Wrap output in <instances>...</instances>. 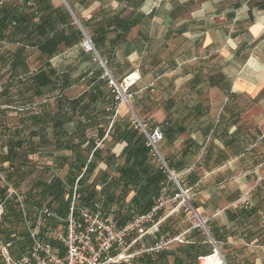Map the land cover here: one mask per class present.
Returning <instances> with one entry per match:
<instances>
[{
	"label": "trees",
	"instance_id": "obj_1",
	"mask_svg": "<svg viewBox=\"0 0 264 264\" xmlns=\"http://www.w3.org/2000/svg\"><path fill=\"white\" fill-rule=\"evenodd\" d=\"M53 1L0 0V68L7 67L6 72L9 73L1 94L10 97V90L19 83L23 87V90L18 92L20 96L22 95L21 101L30 99L27 103H33L36 100H51L41 102L40 106L44 109L41 118L32 117L34 121L32 124H40V131H46L45 126L51 121V135L46 131L45 134L39 132L38 136L35 131H29L25 127L26 121L21 123L20 127L11 128L12 126L4 121L7 111L2 110L0 106V199L6 202V212L0 225V237L4 240H15L20 250L27 245L28 236L26 230L23 232L20 230L21 226H24L20 206L16 198L8 197V190L9 187L19 190L20 176L34 175L38 167L30 157L40 155L41 149L46 148L44 146L52 145L62 154L71 151L76 153V157L71 161L65 155L61 160V168L66 164L69 167L66 175L68 184L56 176L45 181L41 176L28 191L27 196H23L25 207L30 214L32 211H29L28 205L33 201L35 207L45 204L64 215L72 192L77 186L80 207L93 210L99 203L105 214H113L117 225L122 227L135 217L150 213L154 207V200L164 188L168 189V193L176 190L169 175L151 155L150 149L146 146V136L116 114L117 92L115 88L110 87L109 77L102 65L90 72L91 76L90 73L84 74L83 79L89 77L90 80L87 90L73 98L66 95L67 90L77 82L69 71L55 68L52 60L62 54L63 50L72 49L84 42L86 37L76 28L67 33V29L70 30L73 25V17L68 9L56 8ZM96 1L100 0H67L95 50L106 62L111 76L119 81L115 77L111 58L115 56L118 48L128 41L132 29L141 26L150 16L140 12L134 15L131 12L123 17L113 14L111 8L107 10L101 8L99 16L101 15L102 19L93 26L91 32L89 21L82 18L76 4L88 9ZM112 1L124 4L127 9H139L143 3V0ZM140 33L145 39L143 32ZM8 45L16 46L15 50H8ZM29 50L39 53L37 59L39 68L35 72H31L28 63ZM93 59L97 62L99 58L94 55ZM134 102V109L138 111L142 102L138 100ZM172 104L173 102L169 105ZM142 110L143 107L138 113L139 117L142 116ZM24 114L18 116L22 117ZM192 114L189 113L186 120L192 117ZM69 124H74L72 132L66 129ZM93 133L95 136L90 135ZM186 133L187 130L183 126H178L175 130L172 127L165 128V138ZM108 139H111L110 142ZM186 143L194 142L188 139ZM108 144L126 146L117 157L111 148H107ZM84 145L85 148L82 149ZM51 158L54 160V154ZM165 162L171 171H175V166L166 158ZM100 164H104L106 169L100 170ZM58 166L60 167L59 163ZM45 169L51 170L50 167ZM179 184L181 188L187 190L184 182L179 181ZM36 189H41L37 195ZM37 196L43 198L42 202L36 201ZM191 204L195 210L198 209L195 202ZM262 210L251 203L248 207L238 205L235 209L227 210L229 220L235 226L230 235L238 234L248 220L257 222ZM161 215L162 213L157 219ZM171 221L172 219L168 217L160 225L159 233L153 235L156 241L160 237L174 238L180 232L174 229ZM206 226L212 238L219 244L224 234L221 235L220 230L213 225L207 223ZM189 230L184 244L159 253L141 254L135 258L134 264H199V258L212 256L214 247L204 230L199 227ZM261 235H264V228ZM147 238L144 237L143 241H147ZM249 238L250 234H247L248 241ZM258 243L264 245V238ZM135 247L141 248L140 242ZM226 261L227 264H236L230 263L228 259ZM0 264H4L1 259Z\"/></svg>",
	"mask_w": 264,
	"mask_h": 264
},
{
	"label": "crops",
	"instance_id": "obj_2",
	"mask_svg": "<svg viewBox=\"0 0 264 264\" xmlns=\"http://www.w3.org/2000/svg\"><path fill=\"white\" fill-rule=\"evenodd\" d=\"M164 1L167 2L165 6L169 7L166 14L161 9L153 8L152 0H143L139 9H127L124 4L112 0H100L89 7L99 4L97 11L85 20L89 21L91 27L95 26L102 19L99 16L101 8H111L113 14L123 17L131 12L134 15L140 12L150 16L141 26L132 29L128 41L111 58L117 79L126 74L117 71L119 61L124 63L125 59L132 64L140 59L141 62L144 55L150 54L151 49H154L159 39L158 36H153L155 22L161 23L158 29L161 25L163 27L160 29L163 34L161 44L164 45L165 39L175 36L179 40L183 39L178 53L172 51L167 61L175 63L172 69L181 67L184 82L193 84V99L196 95H201V82L206 75L204 68L209 66L211 89L220 95L221 104L203 105L201 101L193 100V105L186 103L181 108L182 115L173 120L175 102L171 100L172 97L166 99L158 107H162L166 114L165 125L161 128L165 130L172 127L175 130L178 126H183L187 133L167 136L164 140L166 143L160 145V150L164 159L175 166L173 172L178 182H184L187 190L201 195L199 202L194 200L198 209L210 204L216 207L209 221L210 225L220 230L221 235L224 234L219 245H226L232 239L246 247L255 246L257 251H248L251 254L256 252L264 263V245L258 243L264 238L261 235L264 228V0ZM112 2L118 3L119 10L111 7ZM177 4L192 8L189 17L182 14L176 16ZM140 32H143L145 39ZM92 53L94 57L96 54ZM116 59H120L118 63ZM164 63L166 61L161 64ZM154 64L157 67L160 65L158 61ZM130 70L133 67H129ZM161 73L158 79L165 74L164 71ZM171 101L172 106L169 105ZM153 105L155 104L150 102L146 107L152 108ZM189 113H193L192 117L186 120ZM188 139L194 143L187 144ZM171 145L173 150L169 152L167 147ZM121 150L119 154H113L118 157L123 151ZM170 154L174 156L170 157ZM239 192L247 194L252 206H259L263 210L257 222L248 220L238 234L231 236L230 231L235 226L230 222L226 211L238 207L236 203L243 197ZM219 202H224L225 205L219 206ZM247 234H250V241ZM149 237H145V242L143 239L139 241L141 248L134 246L133 250L152 247L157 241L154 237ZM178 243H183L182 238L165 250L178 246ZM210 244L212 245L211 241ZM228 260L236 264H256V261L248 258L243 261H238L236 257Z\"/></svg>",
	"mask_w": 264,
	"mask_h": 264
},
{
	"label": "rangeland",
	"instance_id": "obj_3",
	"mask_svg": "<svg viewBox=\"0 0 264 264\" xmlns=\"http://www.w3.org/2000/svg\"><path fill=\"white\" fill-rule=\"evenodd\" d=\"M53 4L56 8H63L66 10V6L63 0H54ZM153 8L156 9H161L164 14H166L169 11V7L165 6L167 5V2L164 0H152ZM111 7L115 10H119V5L116 2H112ZM77 10L79 11L80 15L82 16L83 19H89L93 13H95L98 9L99 4L96 3L94 6H92L89 9L82 8L79 4H76ZM165 6V7H164ZM175 14L176 16L178 14H182L184 17H189V13L191 12L192 8L189 9L185 5L180 4L175 7ZM73 25L70 27L71 29H67V33H70L73 28H76L79 30V27L75 23V20L72 18ZM161 23H154V28H153V36H158L159 39L157 40L158 43L155 44L154 49L149 52L150 54L144 55L145 58L140 62V59L135 61L134 63L130 64L129 62L125 61L124 63H121L119 61L120 59H116L119 61V65H117V71L120 72V74L125 73L126 74L119 78V81H122L123 78L128 75L129 73L133 71H139L141 79L140 81L133 87H131L125 94L127 101H125L123 104L120 103L117 105V110H118V116L120 119L127 120L129 124L132 126L134 125L135 122V115H137L139 121L143 125L146 126V129L150 131L153 128L156 127H164L165 125V117L166 114L163 111L162 107L158 108L165 102L166 99L172 97L171 100H174L175 102V108H174V115L175 117L173 120H176L179 118V116L182 115L181 108L186 104L193 105V100L196 101H201L203 105H208L212 104L214 106L220 105L221 104V99L220 95L217 93L213 92L211 89L210 85V69L209 66H205V73L206 75L203 77V81L201 82L202 84V91L201 95H196L195 99H193V84L185 83L183 79L184 73L181 71V67H177L176 69L174 68V64L172 62H168L167 59L169 58V54H171L172 51H175L176 54L178 53L177 51L179 50V44L180 42L183 41V39L179 40L177 36L173 37L172 39H165L166 43L163 45L162 43V38L163 34L161 32L162 30V25H161V30L158 29ZM177 22L175 23V25ZM91 32H93V27H91ZM136 34L134 33L133 36ZM16 46L13 45H8L7 49L8 50H15ZM156 52V53H155ZM30 58L28 60V63L30 65V70L31 72H35L39 68V61L38 56L39 53L35 50H29ZM92 52H87L84 47H83V41L79 44L74 46L72 49H65L63 50L62 54L59 56L55 57L52 60V64L55 68L58 70H63V71H69L72 75L73 78L76 80L77 84H75L72 88L67 90L66 95L73 98L79 96L82 92L88 89V78L86 80L83 79L84 74H89L92 71H95V69L98 66H101V62L99 59H97V62L93 59ZM111 55V54H110ZM118 55V54H117ZM150 61H153L150 63ZM159 62L160 65L157 67L154 63ZM162 61H166V63L161 64ZM169 65V66H167ZM129 67H133V70L129 71ZM169 67V69H167ZM102 68V67H101ZM192 68V66H190ZM1 69V74H0V106L2 110H6V119H4L5 123L9 124L12 126L11 128L15 127H20L21 123H24L26 121V126L29 131H35V133L38 135L40 133H44L47 131L49 135H51V129H52V123L51 121H48L45 128L46 131H40L41 128L40 124L34 125L35 123L32 124L33 118L36 117H42L41 114L44 112V109L40 106L42 103L41 102H51V100L47 99L45 101L40 100V101H34L33 103H27V100L25 102L21 101V96L18 93L19 91L23 90V87L18 83L17 85H14L15 88H12L10 90V97L9 95L4 96L1 94L3 91V85L6 83V80L8 78L9 73L6 72L7 67L5 68H0ZM105 71V70H104ZM128 71V72H127ZM165 72L164 76L160 79L159 73L160 72ZM159 72V73H158ZM98 73V72H97ZM91 76V73L89 74ZM185 83V84H184ZM187 84V85H186ZM122 93V90H119ZM56 95V94H55ZM137 97V99H135ZM20 100V101H18ZM135 100H138V102H142L141 107H143L142 110V116L139 117L138 113L141 111V107L139 108L138 111L134 109V104ZM134 102V103H133ZM155 104L153 105L152 108L146 107L148 103ZM187 104V105H188ZM156 106V107H155ZM24 112H21L23 111ZM23 113H25L22 117L21 116ZM45 114V113H44ZM19 115V116H18ZM41 115V116H40ZM34 116V117H33ZM33 117V118H32ZM115 116L113 117V119ZM112 119V121H113ZM40 123V122H39ZM39 129V130H38ZM66 129L69 132H72L74 129V124H69L66 126ZM194 130V128H192ZM27 131V132H29ZM192 131V130H191ZM28 134V133H27ZM90 135H94L90 134ZM39 136V135H38ZM188 135H185L187 137ZM38 140V139H37ZM43 140V139H42ZM111 139H108V142H110ZM166 143V142H164ZM125 144H118L116 146H111V144L107 145V148L112 149V153L119 154L120 150L125 148ZM46 147L45 149H41L40 155L36 156H31L30 160H32L33 163L37 164V169L35 170L34 175H29V176H20L19 177V190H17L22 196H27L28 191L34 187V184L36 181L40 180L41 176L43 181L48 180L52 176H56L60 178L65 184H68V180L66 179V175L68 173V165L66 164L63 168H61L62 164V157L63 156H68L71 161L75 159V154L71 151H67L65 154H62L58 150L52 146H44ZM85 148V145L82 147V149ZM169 149V152H172L173 146L167 147ZM121 150V151H122ZM52 154H54V160H52ZM170 157L174 156V154H170ZM58 163L60 167L58 166ZM7 166V164L5 165ZM50 167L51 170H46L45 168ZM100 170H105L106 167L104 164L99 165ZM2 178L4 176L2 175ZM183 177H179V180L183 179ZM178 179V178H177ZM18 184V183H17ZM69 189V187H68ZM41 189H36L35 195L40 191ZM34 191V192H35ZM188 198L189 201L194 202V200H198V202L201 199V195L197 194L195 191L188 190ZM240 195H243V197H247V194L243 192H239ZM238 194V195H239ZM237 195V194H236ZM235 196V195H234ZM130 198V197H129ZM41 197L37 196V200L39 202H42ZM33 201H31L28 205L29 211H32V209L35 208V206L32 204ZM219 206L225 205L224 202H219ZM236 205H239L237 202ZM33 207V208H32ZM56 207V205L54 206ZM215 206L211 205L210 206H203L199 209L196 210L197 215L201 220L204 221H209L211 219L212 214L216 211ZM186 207H184L183 203L180 201L173 203H169L168 206L165 208V210L162 213L161 217L166 218L162 223L165 222V220L168 219V217L172 218L171 223L173 224V227L175 230L180 231L178 234L175 236H182V240L184 241L183 243H178L179 245L184 244L187 236L189 235V229L194 228L199 224L201 220H199L195 213L191 212L190 210L188 212L185 211ZM219 226H221V222L218 219ZM210 225V221L208 223ZM21 232L25 230V227L22 225L20 228ZM153 237V236H151ZM218 247L220 248V252L223 255L225 261L227 259H232L236 257L238 261H243L245 258L250 259L251 261H256V264H264L262 262L261 256L259 257L256 252L251 254L252 252H249L248 250H258L255 246H250L246 247L243 243L241 242H233L232 239L229 240L228 244H217ZM242 247L245 249L242 250ZM239 250L243 251L240 252ZM215 254V251L214 253ZM226 256V258H225ZM1 259V258H0ZM2 260V259H1ZM227 264V261H226Z\"/></svg>",
	"mask_w": 264,
	"mask_h": 264
},
{
	"label": "built area",
	"instance_id": "obj_4",
	"mask_svg": "<svg viewBox=\"0 0 264 264\" xmlns=\"http://www.w3.org/2000/svg\"><path fill=\"white\" fill-rule=\"evenodd\" d=\"M83 47L87 52H95L93 44L86 38ZM110 87L116 90V103L127 101L126 92L141 79L139 71L126 75L122 81L114 79L107 73ZM137 75V76H136ZM122 90V93L121 91ZM118 114V110L116 111ZM135 128L146 136V146L153 158L169 175L176 190L168 193L164 188L154 200L151 212L135 217L125 226H118L113 214L106 215L101 204L93 210L79 206L77 186L70 197L64 215L45 204L36 206L32 213L25 207L23 196L13 187H9L8 197L16 198L23 219L27 245L20 250L15 240H4L0 237V258L4 264H134L135 258L145 253H159L174 243L181 241L182 236L174 238L160 237L150 248L134 251L133 247L146 236L159 233V227L166 218L157 216L169 203L180 201L189 210L199 216L188 198V190L176 183V174L171 171L161 153L160 145L165 140V130L156 127L148 131L146 126L135 116ZM4 182V178H2ZM178 181V180H177ZM78 182V181H77ZM239 205L248 207L250 201L242 197ZM6 212V202L0 199V225ZM206 221L201 220L194 228L208 232ZM205 257L199 258V264Z\"/></svg>",
	"mask_w": 264,
	"mask_h": 264
},
{
	"label": "water",
	"instance_id": "obj_5",
	"mask_svg": "<svg viewBox=\"0 0 264 264\" xmlns=\"http://www.w3.org/2000/svg\"><path fill=\"white\" fill-rule=\"evenodd\" d=\"M65 3V6L67 7L68 11L70 12L71 16L73 17V19L75 20V23L77 24V26L79 27V29L82 31L83 35L90 41V38L87 36L85 30L83 29V26L81 24V22L79 21V19L77 18V16L75 15V13L73 12L72 8L70 7L69 3L67 2V0H63ZM91 42V41H90ZM95 49V48H94ZM95 54L97 55V57L99 58L102 67L104 68V70L106 71V73H108L110 76V71L106 66V62H104L101 57L99 56V54L97 53V51L95 50ZM137 117V115H135ZM176 183H178V181L176 180ZM179 184V183H178ZM206 235L208 236V238L210 239L213 247H214V251H219L218 246L216 245L215 241L212 239L211 235L209 232L206 233ZM220 252V251H219ZM223 261L225 262L224 257L222 256ZM226 264V262H225Z\"/></svg>",
	"mask_w": 264,
	"mask_h": 264
},
{
	"label": "bare ground",
	"instance_id": "obj_6",
	"mask_svg": "<svg viewBox=\"0 0 264 264\" xmlns=\"http://www.w3.org/2000/svg\"><path fill=\"white\" fill-rule=\"evenodd\" d=\"M201 264H225V262L222 259V254L216 250L212 256L203 258Z\"/></svg>",
	"mask_w": 264,
	"mask_h": 264
}]
</instances>
